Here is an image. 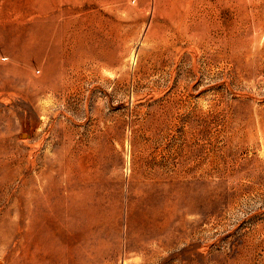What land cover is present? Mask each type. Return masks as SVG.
<instances>
[{
    "label": "rangeland",
    "instance_id": "1",
    "mask_svg": "<svg viewBox=\"0 0 264 264\" xmlns=\"http://www.w3.org/2000/svg\"><path fill=\"white\" fill-rule=\"evenodd\" d=\"M58 152L100 171L97 264H264V0H0V221Z\"/></svg>",
    "mask_w": 264,
    "mask_h": 264
},
{
    "label": "bare ground",
    "instance_id": "2",
    "mask_svg": "<svg viewBox=\"0 0 264 264\" xmlns=\"http://www.w3.org/2000/svg\"><path fill=\"white\" fill-rule=\"evenodd\" d=\"M86 49L93 62L103 51L95 45ZM51 59L53 67L60 70L55 75L58 83L51 82L48 89L65 87L74 63H68L66 58ZM30 156L33 171L29 176L32 189L26 198L27 221L23 224L20 217L1 219L0 259L14 264H97L107 244L101 243L104 240L93 228L101 216L99 197L94 199V188L100 179L96 161L80 165L72 153L58 152L47 156L49 159L40 167L36 155ZM140 239L141 243L145 240Z\"/></svg>",
    "mask_w": 264,
    "mask_h": 264
},
{
    "label": "water",
    "instance_id": "3",
    "mask_svg": "<svg viewBox=\"0 0 264 264\" xmlns=\"http://www.w3.org/2000/svg\"><path fill=\"white\" fill-rule=\"evenodd\" d=\"M23 136H25V135H23Z\"/></svg>",
    "mask_w": 264,
    "mask_h": 264
}]
</instances>
